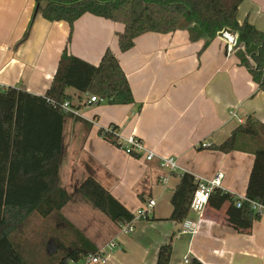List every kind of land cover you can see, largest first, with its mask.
<instances>
[{
	"label": "crops",
	"instance_id": "obj_1",
	"mask_svg": "<svg viewBox=\"0 0 264 264\" xmlns=\"http://www.w3.org/2000/svg\"><path fill=\"white\" fill-rule=\"evenodd\" d=\"M236 18L264 31V0H243ZM121 28L117 22L85 13L73 22L68 40L69 24L45 20L34 0H0L1 89L42 96L65 46L68 53L94 65L109 49L126 75L133 97L130 105L88 103L87 94L67 89L79 115L63 119L58 184L70 199L60 214L106 254L104 263L89 264H156L159 247L170 239L169 264H187L185 257L193 264H264V211L246 222L233 200L215 191L202 215L189 208L183 222L169 219L170 198L183 172L194 178L221 173L225 191L244 195L253 152L264 144V94L233 52L226 53L217 34L200 53L202 40L191 41L184 29L146 32L123 52L115 36ZM26 108L28 123H46L40 107L28 103ZM246 120L257 123V135H238L235 148L228 152L211 147ZM109 124L117 125L120 137L135 136L156 154L174 157L179 170L169 172L155 160L147 162L144 155L132 156L107 142L98 129ZM241 141L244 148L237 146ZM87 175L133 214L155 199L150 218L135 219L132 232L122 233L107 217L88 208V215L83 213L86 207L74 189ZM185 222L195 231H183ZM111 241L118 246L110 249Z\"/></svg>",
	"mask_w": 264,
	"mask_h": 264
},
{
	"label": "trees",
	"instance_id": "obj_2",
	"mask_svg": "<svg viewBox=\"0 0 264 264\" xmlns=\"http://www.w3.org/2000/svg\"><path fill=\"white\" fill-rule=\"evenodd\" d=\"M242 1L34 0L35 9L40 11L45 20L65 21L69 24L68 40L73 22L85 13L121 24L122 28L116 31L115 36L117 46L123 52L130 49L134 40L146 32L166 34L184 29L191 41L202 40L198 51L200 53L218 31L228 28L236 34L233 54L237 64L246 68L258 90L264 94V31L247 19L241 23L237 21V10ZM30 25L31 21L22 40L26 38ZM68 88L79 94H87L88 98L97 96L110 105L133 103L126 75L109 49L104 51L98 64L94 65L68 53L65 46L50 85L42 96L30 95L22 89L0 88V264H27L22 250L24 231L20 227L33 216L50 221L54 216L50 224L65 222L67 228L75 234L73 244L65 248L59 258H54L52 264H72L98 252L60 214L62 207L70 199V194L58 184V173L63 119L71 114L46 100H54L56 103L69 101L71 106H75L72 103L73 96L67 92ZM28 103L40 107L39 113L46 118L45 124L28 123ZM109 126V131H103L100 127L99 135L120 147L117 125ZM240 134L257 135L256 126L246 120L238 124L222 143L211 147L222 152L233 150ZM195 187L194 177L183 172L170 198V220L177 223L184 221ZM74 190L113 223H125L134 217L131 211L92 176H85ZM215 191L218 196L232 200L230 194ZM244 196L264 205L263 148H256L253 152ZM239 210L241 218L246 222H252L260 216L250 209L247 202H243ZM148 218L150 217L139 219ZM50 241L57 242L55 238ZM171 250L170 239L159 247L156 264H169ZM34 256L31 255L32 258ZM187 264H193V261Z\"/></svg>",
	"mask_w": 264,
	"mask_h": 264
},
{
	"label": "built area",
	"instance_id": "obj_3",
	"mask_svg": "<svg viewBox=\"0 0 264 264\" xmlns=\"http://www.w3.org/2000/svg\"><path fill=\"white\" fill-rule=\"evenodd\" d=\"M222 29L218 32H221ZM224 42H225V49L227 52H232L233 47L235 46L236 43V34L234 32L228 33V32H223V37H221ZM47 102L53 104V105H58V107L71 115L77 116L79 115L78 110L76 109L75 106H71L69 101H63L56 103L54 100L47 99ZM105 101L104 99L98 98L97 96H90L87 100L88 103H99ZM233 115V113H232ZM92 121V120H91ZM103 131H109L111 130L110 126L106 127H101ZM118 135V134H117ZM118 141L120 144V148L127 154H142L144 155L145 161H157L158 166L160 168L166 169L169 172H175L179 170V165L177 164V161L174 157L172 156H162L156 154L152 149H149L146 147L143 142L135 137V136H126V137H120L118 135ZM221 178L222 174L221 173H216L213 177L211 178H202V177H195L194 181L196 183V187L192 193V197L190 200V210L193 212H197L200 215H202V212L211 196V194L215 190H219L220 192H225L222 186H221ZM230 194V193H228ZM232 200L235 204V207L240 209L242 206L243 202H247L250 209L257 213L258 215H261L264 211V205L255 201L246 198L244 195H232ZM155 205V199L150 198L147 201L144 202V204L139 207L132 220L121 223L119 224V230L122 233H130L133 230L132 224L135 219L139 218H145L149 217L152 213V209ZM184 230L183 231H189V232H194L195 228L190 225L188 222L184 223ZM118 245L111 241L108 243V247L110 249L116 248ZM106 260V254H104L103 250L100 249L98 250L97 253L88 255L87 257L74 262L73 264H89V263H104ZM184 262L188 263V259L185 257Z\"/></svg>",
	"mask_w": 264,
	"mask_h": 264
},
{
	"label": "rangeland",
	"instance_id": "obj_4",
	"mask_svg": "<svg viewBox=\"0 0 264 264\" xmlns=\"http://www.w3.org/2000/svg\"><path fill=\"white\" fill-rule=\"evenodd\" d=\"M218 33V32H217ZM216 33V34H217ZM236 44V43H235ZM235 47V46H234ZM233 47V50H234ZM232 50V52H233ZM226 53H232L227 52ZM255 126L258 128L257 123L252 121ZM254 141V140H253ZM260 147L264 149V144H258ZM238 147L244 148L246 143L244 141L237 143ZM74 194H76L80 201H82V206L86 209L83 213L88 215V209L95 214H100L102 217H106L99 210L94 208L81 194L77 193L74 190ZM88 208V209H87ZM66 214V213H65ZM52 220H54V216H52ZM78 219L77 213L74 217ZM51 220V221H52ZM67 220V219H66ZM51 221L49 219H38L37 217H32V219L26 221L20 229L24 231L23 238L24 245H22L23 254L27 264H52L54 258H59L63 250L73 244V240L75 234L67 228L65 222L60 224H50ZM73 227L79 230L73 223ZM56 239V241H50L51 239ZM52 243V244H50ZM34 253L36 254L34 256ZM34 256V258L31 257Z\"/></svg>",
	"mask_w": 264,
	"mask_h": 264
},
{
	"label": "water",
	"instance_id": "obj_5",
	"mask_svg": "<svg viewBox=\"0 0 264 264\" xmlns=\"http://www.w3.org/2000/svg\"><path fill=\"white\" fill-rule=\"evenodd\" d=\"M223 32H228V33H232V31L228 28H223L221 32L217 33L218 37H223Z\"/></svg>",
	"mask_w": 264,
	"mask_h": 264
}]
</instances>
